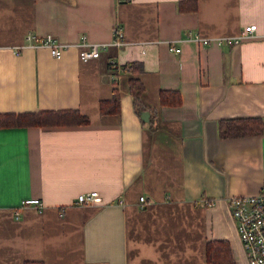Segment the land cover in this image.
Masks as SVG:
<instances>
[{"label":"crops","instance_id":"crops-1","mask_svg":"<svg viewBox=\"0 0 264 264\" xmlns=\"http://www.w3.org/2000/svg\"><path fill=\"white\" fill-rule=\"evenodd\" d=\"M115 88L119 111L102 113ZM73 109L90 120L0 125V264H207L211 240L249 264L229 197L264 190V0H0V115ZM254 116L261 133L219 134ZM91 190L101 203L77 202Z\"/></svg>","mask_w":264,"mask_h":264},{"label":"trees","instance_id":"trees-1","mask_svg":"<svg viewBox=\"0 0 264 264\" xmlns=\"http://www.w3.org/2000/svg\"><path fill=\"white\" fill-rule=\"evenodd\" d=\"M134 66V64H132ZM132 68V67H131ZM145 85L139 78L130 79V93L133 96L135 112L141 117L147 107L142 102ZM182 101L178 90H162L161 102L167 105H179ZM120 109V93L115 88L114 95L101 103L102 113L118 112ZM89 117L78 110H41L20 114L0 115V125H51L63 123H87ZM219 134L222 137H238L255 135L263 131V121L260 117L224 118L219 122ZM207 264H235L227 241L211 240L207 244Z\"/></svg>","mask_w":264,"mask_h":264},{"label":"built area","instance_id":"built-area-1","mask_svg":"<svg viewBox=\"0 0 264 264\" xmlns=\"http://www.w3.org/2000/svg\"><path fill=\"white\" fill-rule=\"evenodd\" d=\"M257 35V24L252 23L243 27V30L234 39L238 42L245 39H252ZM27 41L33 44H41L51 48L53 56H60L67 46L59 43L52 36L37 37L33 34L27 35ZM205 42L207 40H204ZM125 43L123 28H115L114 44L122 46ZM170 49L179 51L173 45ZM100 54V47L94 43L86 46L80 51L82 60L96 58ZM140 207L145 206L146 197L139 198ZM103 201L102 196L97 190L83 192L78 195L77 202L80 204L90 205ZM25 204H36L41 206L42 202L38 198L27 199ZM229 206L231 214L235 220L237 233L242 243L243 250L249 264H264V190L250 195H239L229 197Z\"/></svg>","mask_w":264,"mask_h":264},{"label":"water","instance_id":"water-1","mask_svg":"<svg viewBox=\"0 0 264 264\" xmlns=\"http://www.w3.org/2000/svg\"><path fill=\"white\" fill-rule=\"evenodd\" d=\"M148 115H149V113L147 111H145L142 115L143 119H147Z\"/></svg>","mask_w":264,"mask_h":264}]
</instances>
